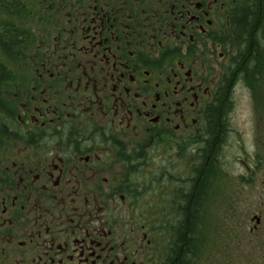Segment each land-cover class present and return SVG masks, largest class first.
Here are the masks:
<instances>
[{"label":"flooded vegetation","instance_id":"af4514ba","mask_svg":"<svg viewBox=\"0 0 264 264\" xmlns=\"http://www.w3.org/2000/svg\"><path fill=\"white\" fill-rule=\"evenodd\" d=\"M252 5L0 0V264H201L180 223L248 84Z\"/></svg>","mask_w":264,"mask_h":264},{"label":"rangeland","instance_id":"374dc122","mask_svg":"<svg viewBox=\"0 0 264 264\" xmlns=\"http://www.w3.org/2000/svg\"><path fill=\"white\" fill-rule=\"evenodd\" d=\"M257 40L264 53V30ZM260 75L253 74L252 86L241 83L227 126L225 122L217 163L228 177L215 184L205 203L211 212L196 233L201 236L196 248L201 264H264V244H251L243 227L264 211V74Z\"/></svg>","mask_w":264,"mask_h":264},{"label":"trees","instance_id":"16d2710c","mask_svg":"<svg viewBox=\"0 0 264 264\" xmlns=\"http://www.w3.org/2000/svg\"><path fill=\"white\" fill-rule=\"evenodd\" d=\"M258 2H261V0H255ZM244 18L248 19V22H245L242 27V41L247 42L248 49L251 48L252 50H249V54L246 58V62L244 63L246 66L243 68V73H240L239 76L245 77V79L248 81L249 86L253 85L252 81L254 80L253 74L257 72L258 74L264 73V66L260 64L261 60V54L264 56V53L260 51V47H257V42L260 36V33L264 30V14L259 10L258 5L250 6L247 8ZM260 25L262 26L261 29H259ZM259 29V30H258ZM14 38V37H13ZM12 38V39H13ZM5 42L10 43L7 38H5ZM16 43L18 44V40H11V46L14 48L16 46ZM259 48V49H257ZM260 78V77H259ZM229 118V117H228ZM226 117V119H228ZM226 126H227V120ZM218 128V126H216ZM225 124L220 129V138L217 140V142H214V148L210 147L209 150L204 151V165L202 169V180L199 181V191L203 192L204 201H203V209L205 210L203 214L199 216L195 215H187L184 218V222H181L180 224H183L186 227V230H188L189 235L200 233L199 230L202 229L203 226L206 224V212L205 203L210 197V195H213L212 192H215V184L222 183L223 179H227L228 175L224 171L221 170V168L218 167V157H219V151L222 147V139H224L225 135ZM216 134V133H214ZM219 135V133H217ZM197 200L193 199V208H196Z\"/></svg>","mask_w":264,"mask_h":264},{"label":"bare ground","instance_id":"6f19581e","mask_svg":"<svg viewBox=\"0 0 264 264\" xmlns=\"http://www.w3.org/2000/svg\"><path fill=\"white\" fill-rule=\"evenodd\" d=\"M261 27H262V26L260 25L259 29H261ZM259 29H258V30H259ZM192 236H193V239H192L193 242H196V243H197L198 240H199V235H197V234H192ZM195 237H197V238H195ZM193 247L196 248V246H194V245H193ZM189 250H190V248H189Z\"/></svg>","mask_w":264,"mask_h":264},{"label":"water","instance_id":"95a60500","mask_svg":"<svg viewBox=\"0 0 264 264\" xmlns=\"http://www.w3.org/2000/svg\"><path fill=\"white\" fill-rule=\"evenodd\" d=\"M254 220V219H253Z\"/></svg>","mask_w":264,"mask_h":264}]
</instances>
